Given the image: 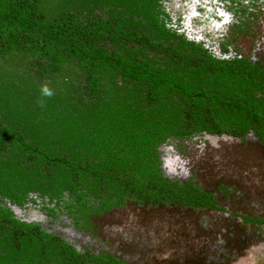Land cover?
<instances>
[{
	"label": "trees",
	"instance_id": "obj_1",
	"mask_svg": "<svg viewBox=\"0 0 264 264\" xmlns=\"http://www.w3.org/2000/svg\"><path fill=\"white\" fill-rule=\"evenodd\" d=\"M167 1L0 0V264H127L53 222L85 232L126 202L216 207L192 178L165 175L159 147L202 132L264 139V67L189 39ZM223 1L239 16L250 4L252 19L264 3Z\"/></svg>",
	"mask_w": 264,
	"mask_h": 264
},
{
	"label": "rangeland",
	"instance_id": "obj_2",
	"mask_svg": "<svg viewBox=\"0 0 264 264\" xmlns=\"http://www.w3.org/2000/svg\"><path fill=\"white\" fill-rule=\"evenodd\" d=\"M194 1L168 0L172 19ZM251 11L248 4L244 15L234 18L229 28L238 31L231 43L242 56L264 64V3L255 11V19ZM249 18L251 25L246 26ZM257 140L252 132L244 137L202 132L159 147L165 175L180 181L192 178L203 190L213 192L216 207L126 202L91 216V226L80 236L64 234L59 224H52V230L127 264H264V143ZM26 211L29 218L43 222L47 218L36 216L32 208Z\"/></svg>",
	"mask_w": 264,
	"mask_h": 264
},
{
	"label": "flooded vegetation",
	"instance_id": "obj_3",
	"mask_svg": "<svg viewBox=\"0 0 264 264\" xmlns=\"http://www.w3.org/2000/svg\"><path fill=\"white\" fill-rule=\"evenodd\" d=\"M202 1L206 2L207 7L201 6ZM184 2L186 1L181 2V4ZM189 8L190 10L188 11ZM182 9H184V6H182ZM236 16L237 15L234 13L233 9L228 8L223 0H195L194 2H192V5H190L186 9L185 12L181 13V15H177L175 19H172L171 25L176 27L179 32L186 34L189 39L195 40L197 42H202V44H204V46L207 47L209 51L215 53L216 55H220V53L223 52V55L227 57L232 54L233 56L241 57V53H239L238 50H235L232 47L231 43L234 38V32H237L238 30H233L234 32L232 33V30H230L229 28L234 22V18ZM239 22H241V20ZM236 27L238 26H235V29ZM249 58L254 63L258 62L264 67L262 61H259L258 59L254 60L253 56H250ZM261 95L264 97V92H261L259 94V96ZM249 132H252L257 137L258 142L264 143V139L261 140L260 137H258L252 130ZM21 210L23 209L21 208ZM40 218H43V214L40 215ZM47 218H44L45 223L49 224L48 220H50V218ZM74 220L75 219L73 217H68L65 214H60L59 216H57L53 224H59L61 228L60 230L64 231V234L66 232L71 235L74 234L76 236H80L81 233L85 234L83 230L77 228ZM65 228H68L71 231L65 230ZM61 236L68 239L72 244H74V246H76L80 250L85 246H81L80 241H74L72 237H65L64 235ZM83 244L86 243L84 242Z\"/></svg>",
	"mask_w": 264,
	"mask_h": 264
},
{
	"label": "clouds",
	"instance_id": "obj_4",
	"mask_svg": "<svg viewBox=\"0 0 264 264\" xmlns=\"http://www.w3.org/2000/svg\"><path fill=\"white\" fill-rule=\"evenodd\" d=\"M42 94L44 96L51 97L54 93L49 87L45 85V86H42Z\"/></svg>",
	"mask_w": 264,
	"mask_h": 264
},
{
	"label": "water",
	"instance_id": "obj_5",
	"mask_svg": "<svg viewBox=\"0 0 264 264\" xmlns=\"http://www.w3.org/2000/svg\"><path fill=\"white\" fill-rule=\"evenodd\" d=\"M12 209L14 210V205H12Z\"/></svg>",
	"mask_w": 264,
	"mask_h": 264
}]
</instances>
